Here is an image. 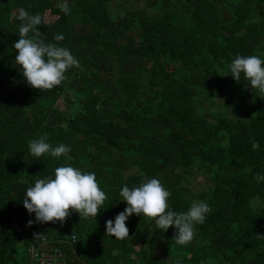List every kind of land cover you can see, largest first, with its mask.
I'll return each instance as SVG.
<instances>
[{
    "label": "trees",
    "instance_id": "obj_1",
    "mask_svg": "<svg viewBox=\"0 0 264 264\" xmlns=\"http://www.w3.org/2000/svg\"><path fill=\"white\" fill-rule=\"evenodd\" d=\"M62 2L0 0V264H29L13 227L37 223L26 189L68 165L94 172L107 196L96 218L70 212L43 223L71 264H264V181L253 179L264 175V97L228 72L237 55L264 58V0H67L68 14ZM21 8L40 14L42 38L79 61L52 90L31 88L15 64ZM161 66L171 74H156ZM45 134L68 156H31L29 141ZM201 174L208 188L195 193L187 182ZM150 178L170 191L169 210L198 200L212 209L190 244L135 214L128 238L106 235V221L127 207L121 188Z\"/></svg>",
    "mask_w": 264,
    "mask_h": 264
},
{
    "label": "clouds",
    "instance_id": "obj_2",
    "mask_svg": "<svg viewBox=\"0 0 264 264\" xmlns=\"http://www.w3.org/2000/svg\"><path fill=\"white\" fill-rule=\"evenodd\" d=\"M59 8L65 14L70 12L67 0L60 3ZM21 24L18 29L19 40L14 43L16 50L15 64L22 71L27 84L40 92L49 91L60 86L69 69L79 68L78 59L71 51L58 43L46 42L37 29L42 24L40 14L30 15L23 8L16 17ZM34 35L29 37V33ZM63 34H55L53 40H64ZM228 72L236 80H247L252 89L264 97V58L260 55H237L228 65ZM48 136L29 141V154L40 158L45 154L59 158L68 156L71 148L63 143L52 146L47 142ZM253 150L259 149V142L253 141ZM257 182L264 181V175L253 177ZM119 196L127 207L119 213L114 221H106V235L123 240L129 237L126 222L132 215L154 221L156 227L167 232L170 227L176 229L173 241L178 246H186L195 236V226L202 225L212 209L205 201H193L187 211L169 210L170 191L157 178L144 179L133 188L125 184ZM107 199L101 189L94 172H83L73 166H60L54 169V175L36 179L33 186L26 189L23 201L28 213L35 214L38 223H63L70 212L77 213L80 218H96ZM33 221H28L31 226ZM34 238L43 234L34 233Z\"/></svg>",
    "mask_w": 264,
    "mask_h": 264
},
{
    "label": "built area",
    "instance_id": "obj_3",
    "mask_svg": "<svg viewBox=\"0 0 264 264\" xmlns=\"http://www.w3.org/2000/svg\"><path fill=\"white\" fill-rule=\"evenodd\" d=\"M13 227L19 241L26 244L29 264H71L68 255L60 246L62 241L49 236L43 223L37 222L27 233L17 224ZM34 233L43 235L34 238ZM76 240V236H72L71 243H76Z\"/></svg>",
    "mask_w": 264,
    "mask_h": 264
},
{
    "label": "rangeland",
    "instance_id": "obj_4",
    "mask_svg": "<svg viewBox=\"0 0 264 264\" xmlns=\"http://www.w3.org/2000/svg\"><path fill=\"white\" fill-rule=\"evenodd\" d=\"M118 1H120V0H111V8H114V4L116 3V2H118ZM113 4V5H112ZM12 16L11 17H8V19H9V21H11L12 20ZM55 19H56V17L55 16H53L51 13H49L47 16H46V19H45V22H46V24H49V23H51V22H53V21H55ZM156 74H158V75H165V76H167V75H170L171 74V72H172V70H167L166 68H165V66H161V67H158L157 69H156ZM56 107L57 108H59L60 110H62V111H66L67 110V103L63 100V99H60L58 102H57V104H56ZM217 108L215 107V108H213V110H216ZM231 115L232 116H234V118L236 119V118H243V115H241V114H239V113H236V112H231ZM187 184H188V187H191L192 188V190L195 192V193H200V192H202L203 190H206L207 188H208V183H207V178H206V176H204L203 174H201L199 177H197V178H193V179H189L188 180V182H187ZM254 205H258L259 204V200H255L254 202ZM136 218H137V220L140 222V221H143L142 220V218H143V216L141 215V216H136ZM154 233H153V230L152 229H148V231L146 232V235L147 236H152ZM134 244H135V246H136V248L137 249H139L140 247H141V245L143 246V244L141 243V239H139V238H136V240L134 241ZM20 245H21V243H20ZM20 254L22 255V256H24L25 258H27L28 256H27V253H26V251H25V249L24 248H21L20 249ZM160 254H161V252H160ZM162 255V254H161Z\"/></svg>",
    "mask_w": 264,
    "mask_h": 264
}]
</instances>
